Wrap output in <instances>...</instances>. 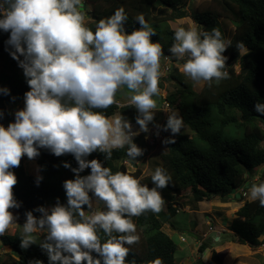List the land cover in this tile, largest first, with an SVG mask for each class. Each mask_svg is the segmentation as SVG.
I'll list each match as a JSON object with an SVG mask.
<instances>
[{"label": "clouds", "instance_id": "9594fccd", "mask_svg": "<svg viewBox=\"0 0 264 264\" xmlns=\"http://www.w3.org/2000/svg\"><path fill=\"white\" fill-rule=\"evenodd\" d=\"M83 6V0H0V31L9 33L5 50L18 62L30 88L14 122L7 128L0 125V236L13 223L9 209L21 206L12 191L17 183L12 169L19 167L21 158L34 159L42 148L57 157L71 154L78 167L63 163L75 175L63 184L67 205L57 201L51 209L38 207L34 211L41 213L39 218L26 212L20 247L28 249L35 244L33 234L45 232L39 246L48 264H126L130 249L125 245L139 240L131 217L148 210L159 212L164 201L158 189L168 187L171 177L157 167L151 177L155 187L149 188L124 172L113 173L97 159L88 160L93 152L110 159L113 149L125 146L132 160L144 154L134 143L139 132L132 130L127 119L119 116L111 122L93 109H107L117 91L126 88L128 103L138 112L140 132L147 133L154 121L153 97L159 93L164 52L160 43L152 42L156 31L143 14L135 17L140 28L128 33V16L120 7L99 20L93 32L84 25ZM173 41L167 58L183 61L180 70L193 82L228 78L223 54L231 42L218 28L209 32L181 27ZM0 94L10 95V89L0 88ZM254 110L264 116V103L257 102ZM156 127L171 133L165 144H174L183 118L172 112L163 126ZM86 169L90 174L81 176ZM42 179L37 177V186ZM249 193L264 207V181L253 183ZM94 202L102 203L104 210L94 209ZM85 206L91 210L88 215ZM98 230L108 237L106 242L101 243ZM150 264H162V260Z\"/></svg>", "mask_w": 264, "mask_h": 264}, {"label": "trees", "instance_id": "16d2710c", "mask_svg": "<svg viewBox=\"0 0 264 264\" xmlns=\"http://www.w3.org/2000/svg\"><path fill=\"white\" fill-rule=\"evenodd\" d=\"M85 2L91 5L93 32L99 20L110 17L120 7L125 9L128 16L125 23L128 33L140 28L135 17L143 14L145 20L156 31V35L151 39L159 42L164 54L169 56L171 54L168 50L174 42L175 31L167 25L161 30L157 28L159 24L188 17L201 27L202 31L211 32L220 19L227 20L234 26L233 35L229 40L230 47L223 54L227 57L223 71L229 74L228 78L204 81L197 94L191 91L190 85L181 83L183 88L179 89L177 96L166 97L171 108L173 106L179 108L183 122L192 136L183 134L175 136L176 142L167 144L168 151L161 155V167L171 177L168 187L158 189L167 205L165 215L160 212H157V215L148 210L140 216L131 217L136 230L141 232L142 239L132 245H125L130 249L126 264L133 260L135 264H150L157 258L162 260V264H178L175 258L178 246L162 229L168 216L173 218L177 214L178 198L185 193H188L195 202L209 201L215 196L225 198L247 184L246 178L264 164V148L261 147V143L264 142V116L254 110L257 102L264 103V0H208L194 12L188 10L189 0H85ZM154 9L166 15L158 17L153 14ZM8 39L9 33L0 31V88L10 89V95L0 94V112H3V116H0V125L5 128L14 122L15 112L23 109L24 94L30 90L23 70L5 50V42ZM240 43L244 45L242 48L237 47ZM243 48H246L244 53L241 52ZM237 62L241 69L236 73L234 66ZM171 72L168 78L176 80L175 73ZM93 111L103 113L109 121L118 111L123 114L132 113L118 109L114 103L107 109ZM232 127L242 129L241 133L232 134L230 131ZM164 136L165 139L171 138V135L166 133L163 134V138ZM134 143L144 152L137 160L127 156V146L113 149L110 159H105L106 154L100 152H93L87 159H97L113 173L124 172L149 188L155 187L151 180L152 175L141 177L140 170L134 172L127 170L125 165L127 161L135 165L151 150L144 141V133L135 136ZM35 161L39 169L37 176L26 173L24 156L19 167L12 169L17 178V183L12 189L13 196L21 206L9 211L22 221H26L25 213L28 211H32L33 215L39 218L41 213L34 211L38 207L51 209L57 201L67 205L63 184L66 180L74 179L75 175L71 169L63 167V163H69L72 168L78 167L73 155L57 157L43 148L40 149V155ZM89 174L90 169H86L80 175ZM37 177H43L39 186L36 183ZM84 210L87 212L89 209L85 206ZM101 210H104V205ZM75 218L80 219L78 214ZM227 229L234 234L239 244H248L251 248L263 245L264 207L260 206L258 200L244 201ZM98 236L101 243L108 239L103 230H98ZM261 236L263 239L259 240ZM20 239L18 234L0 236L2 244L9 248L4 257L0 258V264H29L30 261L37 259L43 261V264H48L46 253L39 246L43 241H35L28 249H22ZM206 249L207 245L202 243L198 247V252L202 254ZM205 264H223V260L221 255L212 250Z\"/></svg>", "mask_w": 264, "mask_h": 264}, {"label": "rangeland", "instance_id": "374dc122", "mask_svg": "<svg viewBox=\"0 0 264 264\" xmlns=\"http://www.w3.org/2000/svg\"><path fill=\"white\" fill-rule=\"evenodd\" d=\"M205 1L208 0H189V8L188 10L196 11L197 9L201 8L202 5L205 3ZM82 12L84 13V25L85 27L92 30V27H94V20L91 16V5L89 3L84 2L83 3ZM153 14L159 16L166 15L165 13H160L158 9L153 10ZM164 25H167L171 30L176 31L178 28H196L198 31H202L201 27H199L197 24L193 22L191 18H183L176 21H168L166 24H159L157 28H161V30L164 29ZM213 28H218L221 33L222 37L229 41L231 36L234 32V26L230 22L224 19H220L218 24L214 26ZM212 28V29H213ZM165 38V37H164ZM152 42L155 43V41L152 40ZM159 43V42H158ZM242 53L246 52V48H243L241 50ZM171 61V68L170 72L175 73L174 76L176 77V80H170L169 78H160L159 80V93L158 95L154 96V100L156 101V108L153 109V112L155 113L154 121L148 125L149 131L147 133H144V141L149 147L151 148L149 154L145 156L144 158L139 159L135 165L130 164V162H126V167L128 172H134L137 169L141 172V177H148L152 175L157 167L162 166L161 161V155L165 154L168 151L167 144L164 143L165 136L163 138V134L166 133L168 135H171L170 132H164L161 130V139L158 140L154 146H151L149 143V132L152 128H157L156 125L163 126L166 121L168 114H171L172 112H177L179 116L182 117V114L178 107L173 106L171 107H165L164 106V99L166 97H175L178 94L179 89L183 88L182 84L184 85H190V89L194 94H197L200 92L204 81H201L199 83L193 82L189 77H187L180 69L183 61H177L174 59ZM163 66V63L160 60V70ZM176 71H173V70ZM241 69V66L239 62H237L234 66V70L239 72ZM170 74V73H169ZM169 76V75H168ZM182 83V84H181ZM119 91V92H118ZM115 95L114 104L118 107H125L123 103L128 102V90L126 88H122L118 90ZM163 97H165L163 99ZM185 98V97H184ZM187 98V97H186ZM178 99V98H177ZM11 107H9V110ZM121 109V108H120ZM14 110V109H13ZM11 111V110H10ZM132 113H120L119 111L116 112L111 118L110 121L114 122L115 119L119 116H123L125 119H127L131 125L132 130L134 132L140 133L139 125L136 123V117L138 115L137 110L130 111ZM230 131L232 134H240L242 129H236L234 127L230 128ZM183 135H187L188 137L192 136L191 131L189 128L184 124L181 130V133ZM178 134V135H180ZM177 136V135H176ZM261 147L264 148V142L261 143ZM40 151V149H39ZM25 158V171L27 174L35 176V172L33 171L34 165L32 163L35 162L36 158L34 159H28L26 156ZM32 162V163H31ZM37 176V175H36ZM259 177V180H256L255 178ZM264 177V165L262 167H258L254 173L248 176L246 178V183L241 188L235 190L232 194L227 196L226 202L223 201V204H217V201L213 202H207L204 203L208 209L206 210H200L202 214H196L193 212V210H199L197 209V202L193 201L191 196L188 193L183 194L181 197L178 198V205L176 204V209L178 210L177 214L171 218L168 216V219H166V222L163 225V231L168 234L169 237H171L175 243L178 246V250L175 253V258L178 262V264H196L198 261L201 263L204 261V256L208 251H216L219 255H221L223 264H264V244L257 247V248H251L248 244H239L236 239L233 238L232 235H226V230H223L221 226H225L226 229L228 228V225L230 224L229 221L233 220L231 217H234V213L238 210L237 207L240 204H243V201H251L249 189L253 183H258L259 181H263ZM243 189L246 192V197L240 196V190ZM220 196H218L216 199L219 200ZM224 199V198H221ZM242 199L243 201H241ZM225 203H227L225 205ZM103 206L102 203H96L94 202V209H100ZM167 210V205L164 202L161 210L159 211L162 215H165ZM91 210H88L85 212L86 215L90 213ZM157 215L158 213L155 212ZM164 213V214H163ZM167 215V214H166ZM215 216V218L213 217ZM14 217V216H13ZM165 221V219L163 220ZM228 222V223H227ZM25 221L19 220L14 217L13 223L9 225V227L5 230V233L3 235H14L18 234L20 237L23 236V225ZM227 223V224H226ZM172 226H175L176 228H172ZM175 224V225H174ZM198 227V234L193 233V228ZM211 230V231H210ZM223 233V234H221ZM136 235H138L139 240L141 241V232L137 231L135 232ZM34 239L36 242H42L45 239L46 233L45 232H38L33 234ZM180 236L183 237L184 242L180 241ZM219 237V239L216 237ZM263 236L259 238V240H262ZM230 241V244L228 243ZM1 242V241H0ZM196 242V243H195ZM202 243H205L207 245V250L204 251V253L198 252V247ZM196 244V245H195ZM212 245V246H211ZM217 247V248H212ZM212 248V249H210ZM191 249L194 251L191 252ZM9 251V248H6L2 243H0V258H3L5 253ZM209 253V252H208ZM211 254V252H210ZM196 259V262H194ZM203 264V263H202Z\"/></svg>", "mask_w": 264, "mask_h": 264}, {"label": "crops", "instance_id": "0c3cea01", "mask_svg": "<svg viewBox=\"0 0 264 264\" xmlns=\"http://www.w3.org/2000/svg\"><path fill=\"white\" fill-rule=\"evenodd\" d=\"M119 92V91H118ZM122 104H124L125 106H127V105H129V103L128 102H126V103H123V102H121ZM32 163V162H31ZM33 165H34V167H33V171L35 172V176L36 175H38L39 174V169H38V166H37V163H36V161L34 162V163H32ZM264 165V164H263ZM263 165H261V166H259V168L260 167H262ZM218 196H215V197H212V199H210L209 201H202V202H197L198 204H200V205H197V209H199V210H193V212H195L196 214H202V213H200L202 210H206V209H208L207 207H206V205H204V203H206L207 204V202H213V201H217L218 203L217 204H223L222 202L223 201H225L226 202V200H227V198L225 197L224 199H221L220 197V199L219 200H217L216 198H217ZM243 201V200H242ZM244 202V201H243ZM227 203H225V205H226ZM243 204H240L238 207H237V209H239L241 206H242ZM201 210V211H200ZM235 214V213H234ZM214 218H215V216H213ZM231 219H234V217H231ZM230 223L232 222V220L231 221H229ZM228 223V222H227ZM226 223V224H227ZM175 225V224H174ZM171 227L174 229V228H176L175 226H172L171 225ZM222 228H223V230H226L227 232H230V233H225L226 235H232L233 236V238L234 239H236V237L234 236V234L230 231V230H228V229H226V227L225 226H221ZM198 227H194L193 228V233H196V234H198V229H197ZM211 231V230H210ZM221 234H223V233H221ZM224 235V234H223ZM180 237H182V236H180ZM219 237L220 236H218V237H216V239L218 238L219 239ZM237 240V239H236ZM196 243V242H195ZM228 243L230 244V241H228ZM196 245V244H195ZM212 248H217V247H212ZM212 248H210V249H212ZM207 250V249H206ZM205 250V251H206ZM191 252L193 253L194 251L191 249ZM209 252V253H208ZM206 254H205V256H204V258L205 257H208V258H210V252L211 251H208ZM204 253V252H203ZM195 261L194 262H196V259H194ZM209 260V259H208ZM208 260H205L204 259V261H202V259H201V263H203V264H205V263H207V261ZM187 261H189L190 262V260H187ZM187 261L185 262V264L187 263ZM199 262V261H198ZM191 264H193L192 262H191Z\"/></svg>", "mask_w": 264, "mask_h": 264}, {"label": "built area", "instance_id": "2783aa9c", "mask_svg": "<svg viewBox=\"0 0 264 264\" xmlns=\"http://www.w3.org/2000/svg\"><path fill=\"white\" fill-rule=\"evenodd\" d=\"M85 2V0H83V3ZM81 11H82V9H81ZM167 57H170L169 55H167V54H164V55H162L161 56V58H160V60H161V62L163 63V66H162V68H161V70H160V77H159V80H160V78H168V75H169V72H170V68H171V61L170 60H172L173 61V59L171 58V59H168ZM158 87H159V84H158ZM165 97H163V99H164ZM164 106L167 108V107H170L169 106V102L166 100V99H164ZM119 108H121V107H119ZM141 133V132H140ZM161 130L160 129H158V128H152L151 130H150V132H149V143H150V145L151 146H154V144L158 141V140H160L161 139ZM240 196L241 197H246V192L243 190V189H241L240 190ZM180 239V241L181 242H184V239H183V237H180L179 238Z\"/></svg>", "mask_w": 264, "mask_h": 264}, {"label": "water", "instance_id": "95a60500", "mask_svg": "<svg viewBox=\"0 0 264 264\" xmlns=\"http://www.w3.org/2000/svg\"><path fill=\"white\" fill-rule=\"evenodd\" d=\"M121 109H123L125 111H133V110H136V108L134 106H131V105H127L125 107H122Z\"/></svg>", "mask_w": 264, "mask_h": 264}]
</instances>
